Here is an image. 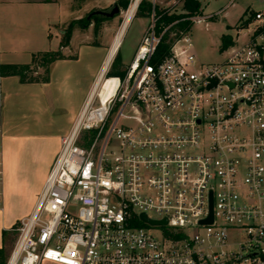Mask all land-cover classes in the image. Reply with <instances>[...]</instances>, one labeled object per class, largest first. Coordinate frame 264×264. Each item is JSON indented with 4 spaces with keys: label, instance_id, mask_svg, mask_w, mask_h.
I'll return each instance as SVG.
<instances>
[{
    "label": "built area",
    "instance_id": "obj_1",
    "mask_svg": "<svg viewBox=\"0 0 264 264\" xmlns=\"http://www.w3.org/2000/svg\"><path fill=\"white\" fill-rule=\"evenodd\" d=\"M151 18L125 74L100 71L6 264H264V12L212 64L187 32L154 64L176 23Z\"/></svg>",
    "mask_w": 264,
    "mask_h": 264
},
{
    "label": "rangeland",
    "instance_id": "obj_2",
    "mask_svg": "<svg viewBox=\"0 0 264 264\" xmlns=\"http://www.w3.org/2000/svg\"><path fill=\"white\" fill-rule=\"evenodd\" d=\"M36 1L41 2L29 5H13L10 11H6L7 9L0 4V28L4 32L8 28L12 29L8 36L4 33V38L21 41L20 49L23 55L25 50L29 48L35 53L54 52L60 49L64 32L70 23L75 22L73 39L70 43L72 46L68 50V54L78 57V59L56 64L52 67L51 75L53 81H59L67 75V79H71V82L76 80L78 75L83 76L84 80H80L81 83L79 81L81 87L91 75L98 55L101 53L95 47L86 44L112 43L124 24L133 0L129 1L127 8L119 6L121 14L117 17L98 24L92 20L88 27H84L86 23L82 22L83 18L96 10H109L114 4H118L119 0ZM146 1L152 2L159 9L167 10L170 14L185 13L183 0H168L166 5H162V0ZM201 2L204 15L211 14V16L208 19H203L202 14L193 17L194 24L187 33L192 39L195 53L204 64L219 63L224 60L226 53L221 51L223 35H229L234 45L245 42L251 30L257 25L254 13L264 12V0H201ZM152 14L136 12L123 36L110 71L113 70L118 54L120 60L115 71L124 72L132 63L140 41L152 20ZM246 21L248 24L243 26ZM245 28L249 29L245 30ZM27 42L32 44H25ZM80 43L85 45L80 46ZM27 76L28 79H42L45 76V70L38 65L33 66ZM76 88L77 90L73 89L71 92H67V90L54 91L52 93L53 103L43 101L40 110L36 105V111H40L36 122L33 121L34 108L30 109L28 105L14 107L12 109L13 122L24 121L29 133L36 137V142L46 144L52 151L59 150V133L66 127L68 115L77 107L81 97L80 90L78 87ZM8 109L9 105L6 104L2 110L6 114ZM12 238L16 240V232H13ZM43 264L51 263L44 262Z\"/></svg>",
    "mask_w": 264,
    "mask_h": 264
},
{
    "label": "crops",
    "instance_id": "obj_3",
    "mask_svg": "<svg viewBox=\"0 0 264 264\" xmlns=\"http://www.w3.org/2000/svg\"><path fill=\"white\" fill-rule=\"evenodd\" d=\"M199 1L202 5L201 0ZM40 2L41 1L36 0H0V4L7 9L6 11H10L13 8V5H29ZM161 2L162 5H166L168 0H162ZM202 15L204 19H208V17L211 16V14L204 15L203 6ZM128 26L124 32L121 28L112 43H98L95 45L86 44L95 47L101 53L98 55L97 62L94 65L91 75L81 87L79 81L84 80L83 76L80 77V75H78L76 80L71 82V79H67V75L59 79V81H53L51 75L52 67L56 64L72 61L71 59H78V57L68 54V50H70V47L72 46L71 44L63 49L65 59L56 61L50 66L49 80L46 83H23L18 76H6L1 78L0 171L2 175L0 181V248L6 250L8 258L16 242V240H13L12 238L13 230L21 219L32 213L38 196L42 191L60 151V149L52 151L46 144L36 142V137H33V135L29 133L28 127L24 121L18 123L13 122L14 116L12 114V109L17 106L27 105L30 109L34 108L33 121L36 122L37 115L40 113V111H36V107L38 106L40 110L43 101L52 104V93L54 91L60 92V90H67V92H71L73 89L77 90L76 87H78L81 92V97L77 107L68 115L66 127L58 136V142L60 143L61 148L62 138L71 131L88 93L105 65L106 59L112 51L116 40L121 36L120 48ZM10 30L12 29L8 28L4 32V30L0 28V53L2 65L31 64L34 55L37 53L29 48L25 50L26 52L23 55L22 50L20 49L22 44L21 41H12L4 38V33L8 36ZM25 44L30 45L32 43L27 42ZM83 45L85 44L80 43V46ZM6 104L9 105V109L5 114L2 109Z\"/></svg>",
    "mask_w": 264,
    "mask_h": 264
},
{
    "label": "trees",
    "instance_id": "obj_4",
    "mask_svg": "<svg viewBox=\"0 0 264 264\" xmlns=\"http://www.w3.org/2000/svg\"><path fill=\"white\" fill-rule=\"evenodd\" d=\"M130 0H119L118 5L122 8H127L129 5ZM183 10L185 13L182 14H170L167 10L159 9L157 6H154L152 2L143 0V2L139 6L138 12L145 13L149 12L152 14L155 11L156 16L159 18L156 24L157 32L160 34L162 33L165 26L170 24L176 23L171 30L166 34L163 39V42L158 46L157 51L152 59V62L158 63L162 61L167 55L170 53L171 43L174 39L180 37L182 32H188L194 22L191 20L193 17L201 16L202 14V5L199 0H183ZM97 24L105 21L106 19H102L99 17H93ZM86 24L84 27H88L91 23L86 18L82 19V22ZM248 24V21L244 22L243 26ZM75 22L70 23L68 29L64 32V36L62 38L61 47L58 51L54 52H44V53H37L33 57V61L29 65H1L0 67V75L2 77L6 76H18L23 83H46L49 80V69L50 66L59 60L65 59L63 55V49L67 48L70 45L73 29H74ZM244 28V27H243ZM172 33H175V38L170 37ZM221 44V51L224 52L229 47L234 45L232 38L229 35H223ZM119 54L115 59V63L113 66V70L111 71V75H124V72L115 71L117 65L119 64ZM43 68L45 70V76L42 79H28V73L31 72L33 66H37ZM14 232V230H13ZM8 256L6 254V250L4 248H0V264H6Z\"/></svg>",
    "mask_w": 264,
    "mask_h": 264
},
{
    "label": "water",
    "instance_id": "obj_5",
    "mask_svg": "<svg viewBox=\"0 0 264 264\" xmlns=\"http://www.w3.org/2000/svg\"><path fill=\"white\" fill-rule=\"evenodd\" d=\"M121 14V9L119 7L118 4H114L112 8H110L109 10H96L94 12H92L91 14H89L87 16V20L91 23L92 18L93 17H99L102 19H113L115 17H117L118 15ZM142 220L152 226H156V225H166L167 221H161V222H156V221H151L149 220L145 215H142ZM213 221V216L211 214L210 218L208 220H206L204 223H211Z\"/></svg>",
    "mask_w": 264,
    "mask_h": 264
},
{
    "label": "bare ground",
    "instance_id": "obj_6",
    "mask_svg": "<svg viewBox=\"0 0 264 264\" xmlns=\"http://www.w3.org/2000/svg\"><path fill=\"white\" fill-rule=\"evenodd\" d=\"M136 5L137 4L133 5L129 9V11L127 12V14H126V18H125L124 24L122 26L123 32L126 29V27L129 25V23L132 21L134 15H135ZM120 40H121V36L116 40L115 45H114L112 51L108 55V57L106 59V62H105V65H104V68H108L111 65V63H112V61H113L116 53L118 52V48H119V45H120Z\"/></svg>",
    "mask_w": 264,
    "mask_h": 264
}]
</instances>
